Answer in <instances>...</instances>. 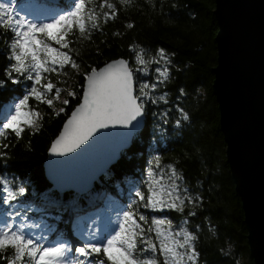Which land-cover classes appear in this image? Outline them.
<instances>
[{
	"label": "snow or ice",
	"instance_id": "obj_1",
	"mask_svg": "<svg viewBox=\"0 0 264 264\" xmlns=\"http://www.w3.org/2000/svg\"><path fill=\"white\" fill-rule=\"evenodd\" d=\"M88 3L90 0H71L59 11L31 5L28 16L32 18L29 19L16 11L10 0H0V27L11 33L6 50L8 64L0 78V91L14 93L0 108V138H6L9 133L20 138L26 129L38 127L40 113L30 101L34 99L38 104L53 107L54 100L49 95L55 92V99H59L61 89L52 82L50 75L61 74L66 66L79 69L70 55L72 37L78 32L80 37L90 39L91 30L99 29L101 17L107 22L118 16L119 8L109 0H102L100 8L108 9L103 12L89 8ZM128 3L129 0H120L122 5ZM127 27L133 25L129 23ZM157 57L146 60L141 50L136 52L135 66L130 60L120 58L84 72L80 102L51 141L48 151L61 157L79 154L77 150L83 153L110 128L129 129L121 134L127 138L133 129L144 126L149 115L157 121L154 127L163 138L167 133L169 113L152 112L150 106L168 103L167 93H156L170 79V68L157 66L152 82L145 77L149 64L159 65L160 60H164L170 65L171 60L163 48L157 50ZM180 92L183 94L184 90ZM68 97L75 98L77 93L70 91ZM69 103V99L62 101L65 106ZM59 112H65V108H60ZM180 112L187 120L182 108ZM180 125L181 120L177 119L175 126ZM8 148L9 145L0 144V192L3 193L0 203L7 206L0 209L3 216L0 260L4 264H199L198 237L194 231L173 228L172 220L162 215L151 216L149 224V216L134 211L141 207L158 213L165 209L184 212L186 205H195L197 199H202L187 194V188L181 189L178 181L182 177L175 165H169L167 170L161 168L159 154H155L153 163L147 166V183L133 186L134 198L128 210L118 214L115 225L109 222L96 228L93 222L87 231L80 232L75 242L64 239L44 243L45 237L26 233V228L39 226L28 224L26 212L17 210L21 198L29 191L27 185L23 181L16 183L15 178L10 182L3 174L10 159ZM62 187L57 185L46 197L53 205L58 203L56 197ZM188 215L196 213L189 211Z\"/></svg>",
	"mask_w": 264,
	"mask_h": 264
},
{
	"label": "trees",
	"instance_id": "obj_2",
	"mask_svg": "<svg viewBox=\"0 0 264 264\" xmlns=\"http://www.w3.org/2000/svg\"><path fill=\"white\" fill-rule=\"evenodd\" d=\"M54 1L60 6L70 3L67 0ZM109 2L119 8L115 20L105 22L101 17L99 29L91 30L90 39L80 37L78 32L72 37L70 55L82 69L78 75L69 71L71 80H75L72 91L77 97L67 96L65 99L70 103L62 105L65 112H59V115L45 104H37L34 99L30 101L40 113L38 128L23 133L20 138H0V143L9 145L7 152L10 156L7 171L3 174L12 180L15 178L16 183L23 181L28 193H36V201L49 207L52 203L46 197L54 189L44 178L42 164L51 141L80 101V86L84 82L82 74L118 58L128 59L135 66L136 52L143 50L144 58L149 60L157 57V50L163 48L171 64L166 65L164 60H160L159 65L149 64L145 78L148 82L154 81L157 66L170 68V79L156 93H167L168 103L150 106L152 112L169 113L166 135L160 138L154 127L157 121L149 115L143 131L134 136L130 149L121 154L119 161L103 178L94 182L91 192L85 195L59 193L56 205L70 210L82 207L88 204L92 193H98L102 188L109 187L113 192L111 183L123 185L126 178L138 180L146 176L147 166L153 163V156L159 154L161 168L167 170L169 165H175L182 177L178 181L181 189L187 188V194L202 199H197L195 205H186L184 212L165 210L158 213L138 207L134 211L149 216V224L151 216L162 215L172 220L173 228L185 227L194 231L198 237L199 264H253L241 202L226 163V146L212 93V70L217 61L214 0H129L126 6L120 4V0ZM101 3L102 0H90L88 7H94L97 12L108 11L100 8ZM129 23L133 27H127ZM10 39L11 33L0 27V78H3L8 64L6 50ZM62 85L66 87V81ZM180 89L184 90L183 94ZM13 94L11 90L0 91V108ZM181 108L187 114V120L183 119ZM177 119L181 120L178 128L175 126ZM2 196L0 192V199ZM6 207L0 203V209ZM189 211L196 215H188ZM61 218H65L63 213ZM158 258L163 260V257ZM0 264L4 261L0 260Z\"/></svg>",
	"mask_w": 264,
	"mask_h": 264
},
{
	"label": "water",
	"instance_id": "obj_3",
	"mask_svg": "<svg viewBox=\"0 0 264 264\" xmlns=\"http://www.w3.org/2000/svg\"><path fill=\"white\" fill-rule=\"evenodd\" d=\"M214 7L217 61L212 93L226 163L241 202L249 256L253 264H264V0H214ZM144 126L127 138L121 134L129 129L104 130L106 135L87 151L69 157L47 151L44 178L54 189L63 185L58 190L62 194L90 192Z\"/></svg>",
	"mask_w": 264,
	"mask_h": 264
},
{
	"label": "rangeland",
	"instance_id": "obj_4",
	"mask_svg": "<svg viewBox=\"0 0 264 264\" xmlns=\"http://www.w3.org/2000/svg\"><path fill=\"white\" fill-rule=\"evenodd\" d=\"M69 1L71 2V0ZM10 2L13 4V6L16 8V11L21 16L28 15V12L31 11L30 8L31 5H38L42 8H52L55 11H59L63 9V7H59L55 4H52L48 0H10ZM21 8H24L25 11H21ZM54 46L59 47L57 45ZM71 70L74 71L75 75L81 74L82 71V69L80 68L75 69L72 68L71 66H66V68L61 72V74L57 75L54 73L50 75L52 82L61 89L59 99H55V92L49 95V98H53L54 100V105L53 107L50 108L52 111L55 110V112L57 113H59L60 108H62L63 105L62 101L68 96V92L72 91V83L75 82V80H71V76H70L71 74L69 73V71ZM65 81L67 84L66 87L62 85L65 83ZM59 103L61 104V107L58 106ZM0 118H2V112H0ZM39 119L40 118H38L37 121L38 124H39ZM37 128H28L24 131V133L28 131L34 132L36 131ZM11 137L14 138L15 136L14 134L9 133L6 138L9 139ZM0 144H3V142H1ZM125 152L126 151H123L121 152V154ZM167 174L168 173L166 172V175ZM157 175H159V170H157ZM141 178L138 180L132 179V181L130 180V178H126L124 180L125 184L123 185H120V183L118 185L111 183L110 186L114 188L115 192H110L111 189L109 187H107L106 189L102 188L97 193V195H95L96 202L93 206L77 210L74 214L70 215V217L65 216L63 220L59 212L61 208H58L56 212H51L49 210V212L46 213L45 210L46 207H42L41 205H39V202L36 201L37 195L32 191L26 193L25 197L21 198L17 210H23L24 212H26L28 217L27 219L28 224L39 226V227H28L25 229V231L26 233H29L36 237L39 236L45 237L46 239L42 240V242L55 243L57 240H64V239L69 240V242H75L76 240L79 239L80 232L87 231L89 229V226L92 225L93 222H95V225H98L99 228L108 225L109 222L115 225L117 223L118 214H122L123 211L128 210V205L129 203H131V200L134 198L133 186L139 185L135 183L139 181L140 183L142 182L147 183L146 176H142ZM6 179L9 180L10 182L13 181L12 178L7 176ZM123 186L125 187L122 189L121 187ZM28 195L30 196V198H27ZM29 206H31V210H29ZM138 209L143 210L144 208L138 207ZM165 210H169V209H165ZM31 213L37 214L38 216L32 215ZM90 213H94V215H97V217L94 219L91 218L92 215ZM48 218L55 220V222L50 223ZM18 222L19 221H17V223ZM77 222L79 223L75 227L76 231L72 233L71 223H77ZM0 223H3L2 215H0Z\"/></svg>",
	"mask_w": 264,
	"mask_h": 264
},
{
	"label": "bare ground",
	"instance_id": "obj_5",
	"mask_svg": "<svg viewBox=\"0 0 264 264\" xmlns=\"http://www.w3.org/2000/svg\"><path fill=\"white\" fill-rule=\"evenodd\" d=\"M81 207H78V208H76V209H80ZM92 216H91V218H96L97 217V215H94V213H90ZM79 222H77V223H71V231H72V233H74L75 231H76V226H77V224H78ZM96 228H99L98 227V225H96ZM96 228H93V230H96Z\"/></svg>",
	"mask_w": 264,
	"mask_h": 264
}]
</instances>
